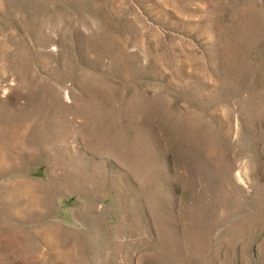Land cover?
<instances>
[{
  "label": "rangeland",
  "instance_id": "obj_1",
  "mask_svg": "<svg viewBox=\"0 0 264 264\" xmlns=\"http://www.w3.org/2000/svg\"><path fill=\"white\" fill-rule=\"evenodd\" d=\"M0 264H264V0H0Z\"/></svg>",
  "mask_w": 264,
  "mask_h": 264
}]
</instances>
